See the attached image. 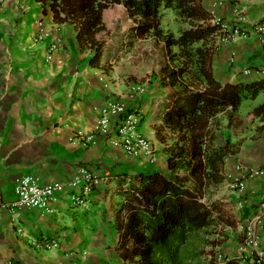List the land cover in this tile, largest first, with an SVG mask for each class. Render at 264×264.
Instances as JSON below:
<instances>
[{"label": "crops", "instance_id": "1", "mask_svg": "<svg viewBox=\"0 0 264 264\" xmlns=\"http://www.w3.org/2000/svg\"><path fill=\"white\" fill-rule=\"evenodd\" d=\"M202 4L222 19L226 31H231L239 13L249 35L218 41L212 58L215 80L247 83L264 77V35L252 30L264 20V0H202ZM44 10L43 14L35 0H5L0 5V201L10 202L15 179L27 174L42 183L66 182L78 167L86 166L99 178V185L84 207L73 208L58 199L53 215L28 209L15 218L0 210V264H127L118 250L116 229L122 191L137 174H170L165 148L172 141H161L155 128L162 124L164 90L158 78L141 85L128 81L126 73L112 64L108 47L100 64L90 65L91 52L79 48L74 27L55 24L49 6ZM54 42L59 48L48 60L47 48ZM113 101L142 112L141 132L155 147L153 165L128 156L100 136L85 146L80 140L71 141L76 131L90 133L100 110ZM263 101L264 92L241 105L253 103L254 108ZM234 158L236 168L263 166L264 129L254 141L241 142ZM229 171L225 162V175ZM238 195L243 197L246 230L253 229L256 235L254 247L245 241L238 250L247 251L241 262L253 264L257 252L264 251V177L246 179ZM42 239H54L58 247L41 250L35 243Z\"/></svg>", "mask_w": 264, "mask_h": 264}, {"label": "trees", "instance_id": "2", "mask_svg": "<svg viewBox=\"0 0 264 264\" xmlns=\"http://www.w3.org/2000/svg\"><path fill=\"white\" fill-rule=\"evenodd\" d=\"M49 6L55 24H70L79 48L89 50V64L98 66L105 49L107 20L124 13L135 38L151 36L160 54L155 72L165 101L156 128L167 145L166 176L158 171L130 178L122 191L116 229L118 250L127 264H238L206 256L210 228L223 223L221 205L211 201L225 182V161L239 151V142L224 135L241 125L236 112L244 101L264 92V77L247 83L221 84L213 77L212 58L223 32L202 0H35ZM172 11L188 24L174 35L160 27L161 12ZM264 129V101L247 115ZM168 131V133H164ZM215 241L211 245L216 246ZM215 244V245H214Z\"/></svg>", "mask_w": 264, "mask_h": 264}, {"label": "built area", "instance_id": "3", "mask_svg": "<svg viewBox=\"0 0 264 264\" xmlns=\"http://www.w3.org/2000/svg\"><path fill=\"white\" fill-rule=\"evenodd\" d=\"M5 0H0V5ZM234 25L231 31H226L221 18L214 17L213 23L222 27V36L219 41H233L235 39L248 38V31L242 27V17L239 13L235 15ZM252 30L258 36L264 35V20L256 23ZM42 34V33H41ZM59 43L54 42L47 48V59L58 50ZM143 121L142 112L129 109L124 103L113 101L100 110V116L95 122L90 133L85 134L76 131L72 134L71 141L80 140L85 146L95 142L96 137L105 139L112 147L121 148L128 156L144 160L146 164L153 165L155 152L151 141L141 132ZM264 177V165L260 167L236 168L233 181V189L241 191L246 179H259ZM99 185V178L86 166L77 168L75 175L66 182L42 183L31 175H22L15 179L13 184L14 198L10 202L0 201V210L10 211L15 218L28 209H39L47 214L53 215L55 209L53 204L58 199H63L70 207H84L88 204L90 197L95 193ZM264 209V203L262 204ZM20 231V230H19ZM246 244L255 246L256 235L254 230H246ZM41 250L56 249L58 243L54 239H42L35 243ZM243 253H247L246 250ZM246 259V256L244 255ZM253 264H264V251L257 252Z\"/></svg>", "mask_w": 264, "mask_h": 264}, {"label": "rangeland", "instance_id": "4", "mask_svg": "<svg viewBox=\"0 0 264 264\" xmlns=\"http://www.w3.org/2000/svg\"><path fill=\"white\" fill-rule=\"evenodd\" d=\"M132 25V21L124 13L113 14L107 20L108 32L104 34L105 47L110 49L112 64H115L119 69L121 68L123 74L126 73L127 80H132L136 85H141L145 80L150 81L156 78L155 72L159 67L160 54L151 36L146 38H135L132 36L130 31ZM160 27L164 32L177 35L179 30L186 29L189 26L177 18L172 11L163 10L161 12ZM252 106L253 103L245 102L238 108L236 116L241 125L235 127V129L225 128L226 116L224 115V119L221 117V126L224 127L221 133H224V135L230 134L232 141L239 143L244 141L248 143L257 139L259 137L257 128L260 127L261 123L258 120L247 118L248 113L253 109ZM153 118L156 120L158 116L154 115ZM222 120H224V125ZM225 162L230 165V171L225 175L226 181L213 191L211 196L212 202H217L221 205L224 222L210 228L207 234L208 243L199 244L198 248L203 249L207 257L213 256L220 263L232 258L238 264H245L241 261L245 260L244 255L246 253L244 254L238 250V247H241V244L246 241L245 206L242 195L235 197L238 191L232 187V179L235 177L238 160L233 156ZM211 241H215L214 243H217L216 246L211 245Z\"/></svg>", "mask_w": 264, "mask_h": 264}]
</instances>
